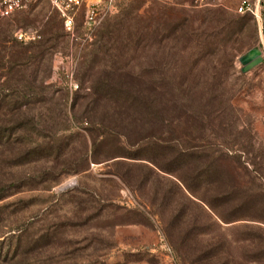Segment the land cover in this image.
<instances>
[{
    "label": "rangeland",
    "instance_id": "1",
    "mask_svg": "<svg viewBox=\"0 0 264 264\" xmlns=\"http://www.w3.org/2000/svg\"><path fill=\"white\" fill-rule=\"evenodd\" d=\"M241 1L86 0L70 31L51 0L0 19V58L23 62H4L0 86L43 88L27 111L64 151L25 156L48 140L31 133L2 141L0 264H264V0L261 19L248 14L219 51L175 30L206 8L243 15ZM18 32L36 35L24 53ZM254 48L263 61L244 71ZM144 95L160 116L131 102ZM172 118L174 134L202 147L139 143L173 137ZM10 119L4 108L0 122Z\"/></svg>",
    "mask_w": 264,
    "mask_h": 264
},
{
    "label": "trees",
    "instance_id": "2",
    "mask_svg": "<svg viewBox=\"0 0 264 264\" xmlns=\"http://www.w3.org/2000/svg\"><path fill=\"white\" fill-rule=\"evenodd\" d=\"M248 14L250 13H244L243 15L232 14V13L230 14V12H227L224 8H215V9L206 8L205 10H203L201 15L197 12H194V17L190 15L191 18H188L186 21L184 20L185 22H182L181 24L175 26V30L181 31V36L182 37L184 36L183 39L185 37H188L192 41L193 39H196V43H201L202 47L211 48L213 51L218 49L219 51V48L217 49L215 48L218 45L217 40H220L221 43H223L226 40L235 39L236 37H238L244 29L246 18H248L249 16ZM196 16H198V18L195 19ZM197 19H199L200 22L196 24ZM5 32L6 30H3L0 33H5ZM183 33H186L187 35H184ZM17 42L18 43H16V45L19 48L23 49V53H24V50L27 49L26 47H24V44H27L30 41L18 40L17 38ZM224 44H226V42ZM207 53H208L207 50L203 52L204 55H206ZM23 56H26V52H25V55ZM18 59L19 58H16V59L10 58L6 60L5 58H0V68L6 65L4 64V62L5 63L8 62V65L10 64L12 68L16 69V71H21L19 67H23V62ZM162 75L165 76L166 73L163 72ZM179 85L180 86L183 85V81H180ZM9 89H11V91ZM178 89H179V86H178ZM182 89L183 91L187 90L186 87H182ZM126 92L128 93V95H131V96L133 95L136 96L137 94V93L132 92L131 90L126 91ZM42 93H43V88L38 86L36 82L28 81V80L21 79V78L17 79L16 83L10 84L9 87L0 86V113L3 112L4 108H6L9 112H11L10 123L3 125L2 122H0V145L2 144V141L4 139H5V142H10L11 140L13 141V138L15 137L17 132H21V133L23 132L24 134L23 137H28L29 134L27 133H31L37 136V138H33L35 140L41 139V138L45 140L48 139V140L47 142H44V144L40 143L38 146L32 147L28 149L27 151H25V156L32 158V156H35V155H38V156L48 155V156H55L56 159L60 160V157L63 155L64 151L63 149L59 148L57 145L54 144V137L56 136L57 133L52 132V130H50L49 128H48L50 131L49 134H43L42 132H39V130H37L36 128L40 127L39 125L41 124L40 120L38 119L36 115L31 114L27 111V108L32 104H44L43 100L36 101V99L38 98V95ZM178 101L180 102L181 100H178ZM131 102L140 103L143 105L144 110H147L148 112L149 111L153 112L154 114L158 113V116H160L159 109L155 107L156 99L154 96H151V95L150 96L144 95L140 97L137 96V98ZM177 102L176 104L180 105L182 108L181 103H177ZM176 124H177V121L172 118V121L170 124V127H172V129H170V131L171 133L173 132V134H174V131H176L175 130ZM112 131L113 130H110V129L106 130L104 131V134L113 133ZM32 132H37V134H34ZM147 135L148 136H144L143 138L138 140L139 143H143L144 141H147L154 137L156 141H160V144L162 146H165V145H168V147L176 146V149H179L183 145H186L188 149H195V148L202 147V145L188 144L190 142L184 140L182 136L177 135V133L174 134L173 137L171 136L170 138L164 137L163 135H160V134L158 137L151 135V134H147ZM23 141L28 142L30 141V138H28V140L23 139ZM184 151L185 150H181V152H184ZM185 153H181V154L184 155ZM67 165L68 166L70 165L69 167H71V165L73 166V164L71 163H68ZM68 171L69 169L66 168L65 172H68ZM205 173L207 177L212 176L213 168L209 167L205 171ZM216 174H217V171H216ZM231 196H232L231 191H226L223 194V198L225 199H229L231 198ZM3 197L4 196H0V200H2ZM202 200L204 201V199ZM208 206L210 207L212 211H215V206L209 203H208ZM25 230H27V228ZM15 234L11 237L12 241L15 237L18 238V241H21L22 237L25 235V233L23 234V231H20V230H18V233L16 232ZM45 236L46 235H42L39 239H43ZM18 248H20V245ZM16 251H17V245H16ZM19 254L20 252H16L13 255L12 259H15ZM6 255H8V253H6ZM1 256L2 254H0V258Z\"/></svg>",
    "mask_w": 264,
    "mask_h": 264
},
{
    "label": "built area",
    "instance_id": "3",
    "mask_svg": "<svg viewBox=\"0 0 264 264\" xmlns=\"http://www.w3.org/2000/svg\"><path fill=\"white\" fill-rule=\"evenodd\" d=\"M37 0H0V19L10 16L12 13L26 8L29 4ZM54 5L60 10L62 16L64 17L65 27L67 30H72L74 23L73 10L84 4L86 0H51ZM261 0H242L238 6V11L242 14L250 13L254 15L257 19H261L262 11L260 8ZM90 20L95 19V8L89 5L88 10ZM19 40L35 39L36 35L30 36L24 34L23 32H18L16 34ZM70 86L72 89H78L79 84L73 79V75L70 79Z\"/></svg>",
    "mask_w": 264,
    "mask_h": 264
},
{
    "label": "water",
    "instance_id": "4",
    "mask_svg": "<svg viewBox=\"0 0 264 264\" xmlns=\"http://www.w3.org/2000/svg\"><path fill=\"white\" fill-rule=\"evenodd\" d=\"M241 61L245 65L243 68L244 71L251 69L263 61L262 50L260 48L251 49L242 57Z\"/></svg>",
    "mask_w": 264,
    "mask_h": 264
}]
</instances>
